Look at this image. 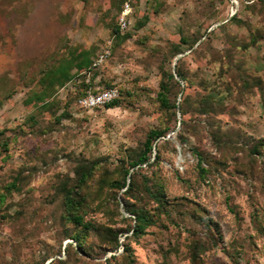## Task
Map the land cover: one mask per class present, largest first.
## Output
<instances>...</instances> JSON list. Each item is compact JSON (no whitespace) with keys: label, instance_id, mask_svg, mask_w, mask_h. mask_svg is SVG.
Segmentation results:
<instances>
[{"label":"rangeland","instance_id":"1","mask_svg":"<svg viewBox=\"0 0 264 264\" xmlns=\"http://www.w3.org/2000/svg\"><path fill=\"white\" fill-rule=\"evenodd\" d=\"M120 1L0 0V264H264V0H130L124 29ZM173 63L183 79L162 107ZM110 85L112 106L77 104ZM151 128L166 130L158 161L125 196L116 183ZM84 164L83 219L98 231L63 217L62 187ZM124 203L152 213L143 232Z\"/></svg>","mask_w":264,"mask_h":264},{"label":"trees","instance_id":"2","mask_svg":"<svg viewBox=\"0 0 264 264\" xmlns=\"http://www.w3.org/2000/svg\"><path fill=\"white\" fill-rule=\"evenodd\" d=\"M124 0L120 1V9L122 7ZM119 9V10H120ZM118 17V16H117ZM118 24V23H117ZM119 27V26H118ZM64 64H60L56 68L57 78L60 83L65 82L69 79V71L73 65V60H65ZM74 65L79 69L83 66H88L87 61L85 58H82L78 61H74ZM175 66V63H174ZM180 77V79H183L182 73L177 69V64L174 68V73L169 72L167 73L165 78H162L159 84V91H158V100L160 102V105L162 107H167L169 105L168 101V87H169V81H174L177 83V81L174 79L175 75ZM115 86V85H110ZM110 86L104 87L108 88ZM117 87V86H116ZM86 90L95 91L94 89H85L81 91L76 97V100L78 97L85 94ZM120 92V91H119ZM182 95V93H181ZM119 96L112 101H110L107 104V107L112 106L115 104V102L119 99ZM172 107H177L175 103H173ZM182 114V112H180ZM166 133V130L164 129H155L151 128L149 129L146 134L145 138L142 142V148L139 151L137 157L134 160H131L129 165L127 167H123L122 169V177L121 181L117 186L119 188H125L124 195L128 196L129 194L135 192L136 187L138 185V181L136 179L137 174L141 173L142 165H146L147 168H149L152 165V162H157L159 158V147H158V139L160 137H164ZM155 151V152H154ZM197 158V166L199 173H205L206 169L201 165L202 163V157L199 152L194 153ZM151 159L152 162L150 161ZM93 174V166L92 165H80L76 169V181L73 185L65 184L62 187V207H63V217L70 221L75 225V227H79L80 229L85 230H94L98 231L101 229L98 225H95L91 221H84L83 219V213L82 211L86 207V201H87V195L85 193H82L81 191L86 186L87 181L91 178ZM144 191L145 193L151 197L155 203L156 208L158 210L165 209L166 201L163 199V189L160 185H149V183H144ZM123 208L125 212L129 214L130 219L134 220V225L132 227V234H138L143 232L144 227L152 221V213H150L148 210H146L143 207H135L134 203H130L129 205L123 204ZM106 231L112 236V243H113V249L118 248L120 245H122V242L119 241L118 233L116 230H112L110 227L106 229ZM71 238H73L75 242V253H78V250L84 247V243L81 237L80 233H74L69 235ZM123 249H128L127 246H124Z\"/></svg>","mask_w":264,"mask_h":264},{"label":"built area","instance_id":"3","mask_svg":"<svg viewBox=\"0 0 264 264\" xmlns=\"http://www.w3.org/2000/svg\"><path fill=\"white\" fill-rule=\"evenodd\" d=\"M132 6L130 0H124L120 13L118 15V25L120 29H124L129 24L128 14L131 11ZM105 53H101L98 55L96 59L97 62H101L103 58L107 55ZM119 88L116 86H110L108 88L96 89L95 91L86 90L85 94L78 97L77 104L86 109H95L102 108L106 106L110 101L117 98L119 96Z\"/></svg>","mask_w":264,"mask_h":264},{"label":"water","instance_id":"4","mask_svg":"<svg viewBox=\"0 0 264 264\" xmlns=\"http://www.w3.org/2000/svg\"><path fill=\"white\" fill-rule=\"evenodd\" d=\"M176 58H177V56L174 58V62H175ZM173 64H174V63H173ZM178 125H179V123L177 124V127H178ZM171 133H172V132H171Z\"/></svg>","mask_w":264,"mask_h":264}]
</instances>
